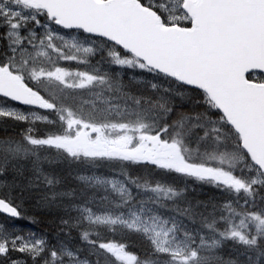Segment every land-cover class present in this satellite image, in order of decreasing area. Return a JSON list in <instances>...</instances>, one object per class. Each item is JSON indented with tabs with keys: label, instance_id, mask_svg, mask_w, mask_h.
Returning a JSON list of instances; mask_svg holds the SVG:
<instances>
[{
	"label": "snow or ice",
	"instance_id": "6c2138e0",
	"mask_svg": "<svg viewBox=\"0 0 264 264\" xmlns=\"http://www.w3.org/2000/svg\"><path fill=\"white\" fill-rule=\"evenodd\" d=\"M0 264H264V0H0Z\"/></svg>",
	"mask_w": 264,
	"mask_h": 264
}]
</instances>
